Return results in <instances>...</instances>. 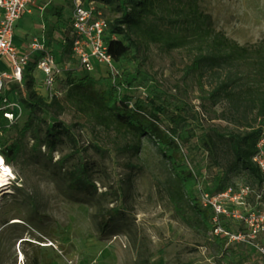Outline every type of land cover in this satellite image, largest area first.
Instances as JSON below:
<instances>
[{"label":"rangeland","instance_id":"obj_1","mask_svg":"<svg viewBox=\"0 0 264 264\" xmlns=\"http://www.w3.org/2000/svg\"><path fill=\"white\" fill-rule=\"evenodd\" d=\"M54 1L64 6V26L57 25L54 11H40L49 2L40 0L18 24L16 39H39L60 58L71 9L66 0ZM200 7L218 32L240 45L264 39V0H201ZM103 13L113 19L106 6ZM196 52L142 46V79L125 93L133 104L154 100L165 107L164 128L177 114L196 128L189 145L180 146V160L198 178L194 194L213 229H206L192 202L177 196L176 174L155 140L144 137L134 154L126 149L132 138L66 105L59 121L71 137H62L54 149L34 140L40 132L44 140L54 113L41 115L42 127L22 134L27 112L5 134V145L18 144L20 152L7 164L14 177L0 196V264H264L263 186L247 171H230L235 164L230 135L261 128L264 118L246 105L211 99L216 77L206 76L202 90L196 77L186 76ZM85 73L107 77L104 67L71 76ZM66 88L64 77L57 90ZM25 96L26 87L12 99Z\"/></svg>","mask_w":264,"mask_h":264},{"label":"trees","instance_id":"obj_2","mask_svg":"<svg viewBox=\"0 0 264 264\" xmlns=\"http://www.w3.org/2000/svg\"><path fill=\"white\" fill-rule=\"evenodd\" d=\"M91 1L106 6L113 17L108 19V36L115 37L109 43V50L121 73L116 78H96L89 73L72 77L73 71L80 67L72 58V44L68 33L64 32L59 59L76 66L65 74L66 93L63 98L49 101L36 91L34 77L27 74L24 78L26 96L21 98V102L30 116L22 134L41 128V115L54 113L51 123L46 126L44 140L41 132L34 137L35 141L54 149L62 137H71L70 129L59 121L66 105H70L96 125L132 138L134 143L128 144L126 149L134 154L139 153L142 139L150 137L156 141L176 174L177 196L192 202L206 229H213L194 194L198 178L180 160V146L189 145L196 128L182 114L171 116V126L164 128L162 116L166 114L165 107L157 105L154 100L133 104V97L125 91L138 87L142 79L146 63L142 46L156 45L167 52L195 49L197 52L192 64L185 69V75L196 77L202 90L206 76L216 77V86L209 92L211 99L223 98L237 108L246 105L258 110L259 117L264 118V39L249 46L229 39L215 29L212 17L202 11L201 0ZM54 16L58 19L57 25L64 26V8H56ZM33 70L34 66L29 73ZM263 134L264 124L244 134L230 135L235 156V164L230 171H247L260 186L264 184V176L253 163V157ZM3 147V156L9 164L20 152V147L18 144L6 146L5 143ZM217 241L223 248L224 240L218 238ZM230 258L227 256V260ZM34 264L40 262L37 260Z\"/></svg>","mask_w":264,"mask_h":264},{"label":"built area","instance_id":"obj_3","mask_svg":"<svg viewBox=\"0 0 264 264\" xmlns=\"http://www.w3.org/2000/svg\"><path fill=\"white\" fill-rule=\"evenodd\" d=\"M66 2L71 9L67 33L72 44V58L83 71L93 72L95 68L97 71L98 67H104L107 76L116 78L121 72L109 50V43L115 37L108 36L109 24L104 17V5L91 0ZM36 5H41L40 0H0V161L5 163L2 153L5 130L26 119L27 111L21 100L12 99V95L18 96V89H25V76L30 74L34 77L36 91L52 101L64 97L66 90L58 92L57 84L71 70L70 64L61 62L41 40L17 41L18 24ZM61 7L64 8L49 0L40 6V11L52 12ZM32 66L34 70L29 73ZM253 163L264 176V134L257 144ZM236 199L240 200V196ZM215 232L220 235L221 228H216Z\"/></svg>","mask_w":264,"mask_h":264},{"label":"bare ground","instance_id":"obj_4","mask_svg":"<svg viewBox=\"0 0 264 264\" xmlns=\"http://www.w3.org/2000/svg\"><path fill=\"white\" fill-rule=\"evenodd\" d=\"M8 170L11 174L8 175L5 170ZM14 177L13 171L11 167L7 165V163L0 161V196L6 192H8V185L10 184L11 179ZM6 181V182H5Z\"/></svg>","mask_w":264,"mask_h":264},{"label":"snow or ice","instance_id":"obj_5","mask_svg":"<svg viewBox=\"0 0 264 264\" xmlns=\"http://www.w3.org/2000/svg\"><path fill=\"white\" fill-rule=\"evenodd\" d=\"M5 172L10 175L11 173L6 169ZM0 179H3V178H0ZM6 182V181H5Z\"/></svg>","mask_w":264,"mask_h":264}]
</instances>
